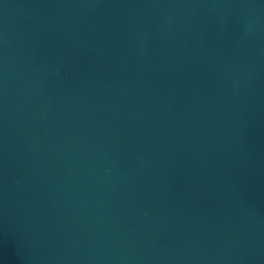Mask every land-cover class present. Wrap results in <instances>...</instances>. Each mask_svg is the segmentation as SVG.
Returning <instances> with one entry per match:
<instances>
[{
  "label": "water",
  "instance_id": "95a60500",
  "mask_svg": "<svg viewBox=\"0 0 264 264\" xmlns=\"http://www.w3.org/2000/svg\"><path fill=\"white\" fill-rule=\"evenodd\" d=\"M0 264H264V0H0Z\"/></svg>",
  "mask_w": 264,
  "mask_h": 264
}]
</instances>
